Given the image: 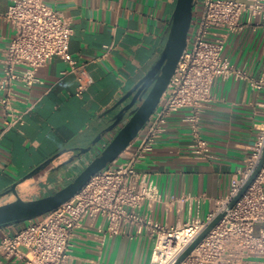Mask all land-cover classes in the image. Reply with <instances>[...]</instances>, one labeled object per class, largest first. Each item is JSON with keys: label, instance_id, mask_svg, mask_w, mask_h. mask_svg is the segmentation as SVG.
<instances>
[{"label": "crops", "instance_id": "obj_1", "mask_svg": "<svg viewBox=\"0 0 264 264\" xmlns=\"http://www.w3.org/2000/svg\"><path fill=\"white\" fill-rule=\"evenodd\" d=\"M69 17L73 25L69 51L84 64L91 83L75 95L78 77L70 64L53 57L36 71L31 87L18 85L17 106H31L21 126L0 137V204L15 199L9 187L54 154L84 144L102 128L112 113H105L142 79L158 59L167 38L176 0H47ZM13 0H0V75L3 49L14 28L1 15ZM229 33L222 54L254 77L264 73V21L255 19ZM216 32H225L215 28ZM1 95V91H0ZM188 109L174 112L154 150L138 168L155 180L163 197L155 202L150 217L168 227L181 226L193 217L204 219L225 197L238 170L250 154L264 124V89L253 90L242 79L216 78L211 98L201 113V135L209 143L210 159L196 157L190 149ZM104 115V116H103ZM3 111L0 105V126ZM84 139V140H83ZM97 146V145H96ZM92 151L81 157L90 158ZM64 153L32 177L17 185L24 199L53 192L61 178L74 175L75 163L57 165L71 157ZM127 156L123 153L121 160ZM12 196V197H11ZM187 196L192 199H185ZM200 197V202L197 201ZM147 209L143 207L142 213ZM24 222L0 227V239L20 229ZM103 217H86L74 232L69 264H151L155 241L147 231L136 233L126 226L124 234L100 241ZM262 224H255L259 233ZM0 264H24L2 258Z\"/></svg>", "mask_w": 264, "mask_h": 264}, {"label": "built area", "instance_id": "obj_2", "mask_svg": "<svg viewBox=\"0 0 264 264\" xmlns=\"http://www.w3.org/2000/svg\"><path fill=\"white\" fill-rule=\"evenodd\" d=\"M255 19L264 21V0H194L187 44L157 107L123 153L93 174L73 198L32 219L16 232L0 239L2 258L23 260L24 264H69L74 232L86 217H103L100 241L124 234L126 226L135 232L146 230L154 239L151 264H172L218 214L219 222L205 235L180 264H264V161L242 196L228 207L258 166L264 153V124L251 146L250 154L232 181L229 193L217 199L215 208L204 219L193 217L181 226L168 227L150 217L153 204L163 197L151 175L138 168L157 144L168 118L177 110H189L185 119L191 132V152L199 158L213 157L209 143L201 135V113L211 98L218 77L242 79L253 90L264 89V73L254 77L245 67L233 65L222 54L229 33ZM14 28V35L3 49L0 75V105L3 111L1 135L21 126L31 106H17L16 87H31L38 81L36 71L53 57L70 64L78 77L75 95L81 96L91 83L84 64L69 51L73 25L69 17L47 0H13L1 15ZM223 28L225 32H216ZM115 131L107 133L96 146L102 150ZM187 196L185 199H192ZM200 202V197L196 198ZM145 207L147 211L141 212ZM149 211V212H148ZM255 224H262L255 233Z\"/></svg>", "mask_w": 264, "mask_h": 264}, {"label": "water", "instance_id": "obj_3", "mask_svg": "<svg viewBox=\"0 0 264 264\" xmlns=\"http://www.w3.org/2000/svg\"><path fill=\"white\" fill-rule=\"evenodd\" d=\"M193 7L194 0H176L167 38L158 59L132 89L125 93L114 106L106 110L105 113H112V115L103 121L102 128L95 137L91 140L85 139L86 145L77 144L75 147L63 149L33 171L12 183L8 190L14 193L15 199L0 204V227L41 216L70 200L93 174L115 161L125 151L147 122L168 87L170 78L187 44L188 31L193 17ZM112 131H115V133L108 144L96 154L91 155L88 163L75 176H72L66 184L53 192L31 199H24L18 195L16 190L18 184L46 168L60 155L72 152L71 157L57 165V169L61 166H70L78 162L81 157L89 154L107 133ZM263 161L264 153L251 177L229 203V208L242 196L256 177ZM223 214H218L209 222L205 229L172 264H180L219 222Z\"/></svg>", "mask_w": 264, "mask_h": 264}, {"label": "rangeland", "instance_id": "obj_4", "mask_svg": "<svg viewBox=\"0 0 264 264\" xmlns=\"http://www.w3.org/2000/svg\"><path fill=\"white\" fill-rule=\"evenodd\" d=\"M89 159L90 158H85L81 162L80 161L76 162V164H75V170L73 171V173H74L73 176H75L88 163ZM69 180H70V177H68V176H66L65 178H61L57 182L58 184H56L57 186L55 188H59L60 186L66 184ZM19 196L23 198V196L21 194Z\"/></svg>", "mask_w": 264, "mask_h": 264}, {"label": "trees", "instance_id": "obj_5", "mask_svg": "<svg viewBox=\"0 0 264 264\" xmlns=\"http://www.w3.org/2000/svg\"><path fill=\"white\" fill-rule=\"evenodd\" d=\"M117 103V101L114 103V105ZM114 105H112V106H114ZM106 112V111H105ZM104 114H106V113H104Z\"/></svg>", "mask_w": 264, "mask_h": 264}]
</instances>
